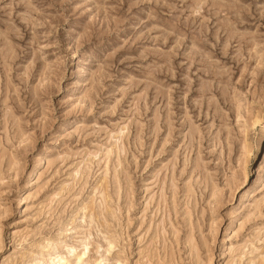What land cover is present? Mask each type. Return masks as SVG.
<instances>
[{
    "label": "rangeland",
    "instance_id": "rangeland-1",
    "mask_svg": "<svg viewBox=\"0 0 264 264\" xmlns=\"http://www.w3.org/2000/svg\"><path fill=\"white\" fill-rule=\"evenodd\" d=\"M263 126L264 0H0V264H264Z\"/></svg>",
    "mask_w": 264,
    "mask_h": 264
},
{
    "label": "bare ground",
    "instance_id": "bare-ground-1",
    "mask_svg": "<svg viewBox=\"0 0 264 264\" xmlns=\"http://www.w3.org/2000/svg\"><path fill=\"white\" fill-rule=\"evenodd\" d=\"M257 121H258V120H257ZM255 122H256V121H255ZM262 128H263V129H262V130H263L262 132H263V134H264V126H263ZM244 130H245V129H244ZM263 134H262V135H263ZM108 155H109V152L106 153V156H108ZM32 172H33V171H32ZM30 185H31V184H30ZM84 249H86V248H84ZM83 254H84V252H83ZM220 254H221V253H220ZM77 259H78V261H77V262L75 261L74 264H79L81 257H78ZM56 260H57V258H56Z\"/></svg>",
    "mask_w": 264,
    "mask_h": 264
}]
</instances>
